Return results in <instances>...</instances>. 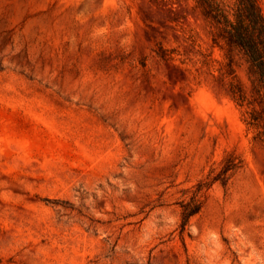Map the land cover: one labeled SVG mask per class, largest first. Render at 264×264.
I'll return each mask as SVG.
<instances>
[{
    "label": "rangeland",
    "instance_id": "rangeland-1",
    "mask_svg": "<svg viewBox=\"0 0 264 264\" xmlns=\"http://www.w3.org/2000/svg\"><path fill=\"white\" fill-rule=\"evenodd\" d=\"M236 2L0 0V264H264Z\"/></svg>",
    "mask_w": 264,
    "mask_h": 264
},
{
    "label": "trees",
    "instance_id": "trees-1",
    "mask_svg": "<svg viewBox=\"0 0 264 264\" xmlns=\"http://www.w3.org/2000/svg\"><path fill=\"white\" fill-rule=\"evenodd\" d=\"M236 1L233 19L224 16L229 39L245 50L264 81V17L258 0Z\"/></svg>",
    "mask_w": 264,
    "mask_h": 264
}]
</instances>
